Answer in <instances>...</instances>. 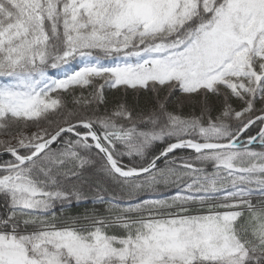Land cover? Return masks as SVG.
<instances>
[{
    "label": "snow or ice",
    "instance_id": "6c2138e0",
    "mask_svg": "<svg viewBox=\"0 0 264 264\" xmlns=\"http://www.w3.org/2000/svg\"><path fill=\"white\" fill-rule=\"evenodd\" d=\"M0 264H264V0H0Z\"/></svg>",
    "mask_w": 264,
    "mask_h": 264
}]
</instances>
